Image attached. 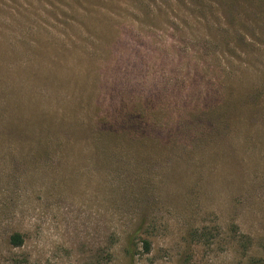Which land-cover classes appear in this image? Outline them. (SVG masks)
<instances>
[{
    "label": "rangeland",
    "instance_id": "374dc122",
    "mask_svg": "<svg viewBox=\"0 0 264 264\" xmlns=\"http://www.w3.org/2000/svg\"><path fill=\"white\" fill-rule=\"evenodd\" d=\"M0 264H264V0H0Z\"/></svg>",
    "mask_w": 264,
    "mask_h": 264
},
{
    "label": "trees",
    "instance_id": "16d2710c",
    "mask_svg": "<svg viewBox=\"0 0 264 264\" xmlns=\"http://www.w3.org/2000/svg\"><path fill=\"white\" fill-rule=\"evenodd\" d=\"M12 124H13V123L10 122V125H12ZM23 125L28 126V125H29V122L26 120V121L23 122ZM13 129H15V127H13ZM14 133H15L17 136L22 135V139H26L27 143L33 141V140H29V139L27 138V135H28V134L25 133V132H23V131H20L19 128H18V130H16V132H14ZM102 134H103L102 136H103L105 139H107V142L117 141V139H115V138H117V136L114 135V134H118V133H115L114 131L109 130V128H107V127H103V132H102ZM11 135H13V133H12ZM14 136H15V135H14ZM18 139H20V138H18ZM36 142H38V140L35 141L34 143H36ZM66 143H72V142L68 139V140L66 141ZM113 143H115V142H113ZM9 241H10V243H11V245H12L13 247H20V246H22L24 240H23V237H22L21 234H19V233H15V234H12V235L10 236ZM143 243H144V250H145V252H148L149 249H150V245H149V243H148L147 241H144Z\"/></svg>",
    "mask_w": 264,
    "mask_h": 264
}]
</instances>
